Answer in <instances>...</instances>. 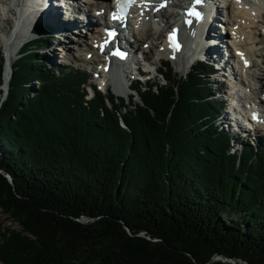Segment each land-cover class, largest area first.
<instances>
[{"label": "trees", "instance_id": "16d2710c", "mask_svg": "<svg viewBox=\"0 0 264 264\" xmlns=\"http://www.w3.org/2000/svg\"><path fill=\"white\" fill-rule=\"evenodd\" d=\"M40 41L0 89V214L17 227H0V264H264V137L231 150L208 66L162 63L137 102L87 98Z\"/></svg>", "mask_w": 264, "mask_h": 264}, {"label": "bare ground", "instance_id": "6f19581e", "mask_svg": "<svg viewBox=\"0 0 264 264\" xmlns=\"http://www.w3.org/2000/svg\"><path fill=\"white\" fill-rule=\"evenodd\" d=\"M56 1H58L59 3H63L64 5L63 10L66 13L67 12L73 13V14L69 13V16L64 19L65 21H68L64 24L58 25L55 23L57 22L54 20L55 17L59 18L60 16L59 11H55V10H57V8L60 7H55L54 0H20L21 7H23L22 4H24V7H23V11L22 8L17 11L19 22H17V24L14 25L13 34L1 40L3 46L2 56L5 60L3 85L7 83V79H8L7 77L9 75L8 71L10 70V63H12L14 56L17 54V50L20 48L22 43L29 38V35L31 33L32 22H34L35 20H38L39 21L38 23L41 26L45 27L46 30H49L51 28L50 34L46 36L48 38L47 39L48 44L50 46L52 44L53 46L51 49L53 51L51 52V55H55L54 52L56 50L61 49L63 58H65L66 53L70 51V48L76 50L77 53L82 52L86 49L87 50L86 53L91 54L93 56L91 58V60H93L92 65L95 66L97 65L101 68L104 67L103 62L105 60L103 56H100L93 51L91 53L90 51L88 52V44L90 43L92 46L93 40L96 39L102 40L100 39L101 38L100 28L102 29L103 24L105 23V16L103 11L105 10V7L107 5V0H56ZM259 2H263L262 4L264 5V0H256L255 1L256 4L244 3L242 0H233V1L221 0L222 3L221 7H217L215 4H213L215 13L212 15L211 21L207 23L208 28L206 34L205 35L202 34L201 38L199 37L198 39H196L192 37V33L189 27H183L181 29L182 41H180L179 43L180 51L178 53H174L171 51V49L168 46L167 39L163 35V32L158 34L157 31V26H160L161 24L163 25L169 24L170 18L172 16L175 17V13L167 9L160 10L159 12H156L157 13L156 17H158V19L160 20L159 23L157 22L156 24H153L143 19L141 24L138 25V27H133L135 23H133L132 25L130 24L128 26V29L131 35L133 36L132 42L128 40L129 53H130L129 63H125L124 65L122 63H117L116 65L110 67V69L106 74H102V75L103 77L106 76L108 77V79L112 84L113 93L116 96H120L123 93L126 94L125 82L127 81H124L123 72L127 68V64L129 65L131 64V62H134V65L135 66L137 65L136 59L138 56L136 57L131 56L132 52L138 50L142 51L143 54L141 58L143 63L145 62L146 65L149 62H151V65L153 66L154 61H151L149 59L150 57L149 53L143 49L142 47L143 44L140 43L145 39H149L152 36H156L157 39L155 40V42L152 43V45L156 51H158L159 46L160 48L161 47L163 48V49L161 48L162 49L161 50L162 52L160 53L161 56L165 54L171 55L173 57L172 59L174 63L178 64L180 62L181 64L184 65L186 64L187 61L192 60V55H197L203 58L204 61L211 62L216 68H218L215 71H213V73L219 72L221 79H225V80L229 79L227 81H229L230 84L231 83L233 84L236 81L239 82L238 85L235 86V89L237 88L239 91H241V95L243 96L242 103L244 105V103L249 99V97L243 92L242 88L246 87L247 85H245L244 81L241 80V75L247 74V72H249L250 69L255 66L253 62H251L252 60L250 55L251 50H249L248 48L251 45L254 46L258 45L256 38L257 39L261 38L260 34H257L256 38H254V34L252 37H248L246 36L247 31L245 30L247 27L256 28L257 27L256 25H261L260 22L262 21L261 19L264 13V6L259 4ZM158 3L160 2L159 1L155 2L154 6H156ZM260 5L262 7V13H260L255 8L256 6H260ZM73 9H75L74 12ZM193 9L189 10L187 8H183L182 11L184 13H187L188 11L190 12ZM221 10H226L225 12H223L224 20L222 23L217 19L218 18L217 16L219 15L218 13ZM94 12L97 14V16L95 17L93 16ZM87 15L89 16L90 24L83 25V21L81 20L85 19ZM173 17H172V21L175 20ZM245 23H247V26L243 27ZM224 25L225 28H228L227 29L228 32H226V34L228 33L230 34L228 41L230 42L229 45L233 51L235 63H237L239 74H236V71H234L233 67L230 68L228 66L227 61L229 60V58L232 57L231 55L232 52L229 49L228 45L226 44L227 41L223 39L224 37L220 38V33L219 32L217 33L218 27L219 28L222 26L224 27ZM204 28H206V26H203L202 28L203 31ZM38 33L39 32H37L36 34ZM52 39H55L56 41L55 40L52 41ZM84 39L89 40L88 41L89 43L88 42L86 43L85 42L86 40L84 41ZM248 39L253 40V42L248 43ZM49 45L48 47L47 46L46 47L49 48L50 47ZM54 45H56V47L59 48H55ZM79 46L80 48L82 46L81 51H78L80 50ZM153 48L147 46L146 50L149 49V51L151 52ZM190 52H192V55L190 54ZM47 56L49 57L50 54H47ZM169 58L171 59V57ZM91 60L87 61L82 58V60L80 61L82 62L83 65H85V67L91 66L90 68H92V65H90ZM246 63H247V67L245 66ZM99 72H101V70ZM226 75H230V78H227ZM237 75L239 76L236 77ZM256 79L260 81L259 80L260 78L257 77ZM233 87L234 86L231 85L230 90H232ZM234 105H236L235 102ZM250 108H254V107L252 106ZM242 109L245 110L243 107ZM242 109H241V105L240 108L237 109L238 118L241 117V115L243 114L245 115V112ZM254 110L256 109L254 108ZM257 113L260 114L259 115L260 119L258 122L260 124H258L257 128L255 129L256 133L261 128H264L263 127L264 120L262 119L263 118L262 113H260V111L258 110ZM221 120L223 123L224 121L222 117ZM233 121L234 123H237L236 120ZM228 126L232 127L234 125L228 124Z\"/></svg>", "mask_w": 264, "mask_h": 264}, {"label": "rangeland", "instance_id": "374dc122", "mask_svg": "<svg viewBox=\"0 0 264 264\" xmlns=\"http://www.w3.org/2000/svg\"><path fill=\"white\" fill-rule=\"evenodd\" d=\"M15 1L14 0H0V51H1V48H3L1 39L9 37L11 34H13L14 26H12V24L15 25V24H17V22H19L18 21V14H17V17H16L14 12L15 11L17 12L22 7L20 5V0H17L16 2ZM262 3L263 2H259V4L263 5ZM261 5L255 7L260 13H262ZM89 9H91V8H89ZM167 10L171 11V9H169V8H167ZM55 11H57V10H55ZM60 12H61L60 13V15H61L63 11L60 9ZM172 17L169 20L170 22L172 20ZM217 17L219 19H221L222 21L224 20V18L220 14ZM261 20L262 21L260 22V24L262 26L261 25H256L257 26L256 28L247 27L246 30H245V31H247L246 36L252 37L253 34H254V38H256L257 34H260L261 38L260 39L256 38V40L258 42V45H256V46L251 45L248 48L249 50H251V53H250L251 58H252L251 62H253V64L255 66L252 67L250 69V71L247 72V74H242L241 75V80L244 81L245 85H247L246 87L243 86L245 89L244 88H242V89H243V92L249 97V99L245 103V105L246 106H253L255 109L257 108L260 111V113H262V116H263L262 119L264 120V52H263L264 51V35H261L262 34L261 31L262 30L264 31V24H263L264 23V13H263V16H262ZM246 26H247V23H245L243 27H246ZM169 28H170V23L166 24V25L165 24L164 25L161 24V26H157L158 34L163 32V35L166 38V32L168 31ZM227 29L228 28H225V25H224V27L222 26V27L217 29V33L219 32L220 36L222 38L224 37L223 39H225L228 42L230 34L229 33L226 34V32H228ZM215 31H216V29H215ZM43 32L41 31L40 34H42ZM46 36L47 35L42 34L41 36H39V40L42 39V41H40V43H38V44L32 45L36 49L31 47L33 50H36V52L40 56L43 57V63H44V66L46 68H50L51 66H53V67L57 66L60 69H62V68L66 69L67 67L70 66L72 69H78V70H84V68L85 69L89 68V67H85V65H83L82 62L80 61V60H82V58L83 59L85 58V60H87L88 55L85 57V55L87 54L86 53L87 52L86 49L84 51H82V52H78L77 53L76 50L70 48V51H68L66 53L67 57L65 56V58H63L61 49L56 50L54 52L55 55H51V52H53L51 50L53 46H52V44H51V46L49 44H47L48 42L46 43V41H47L46 40ZM86 37H88V36H86ZM156 39H157L156 36H152L149 39H145V40H143L140 43V44H143V46H142L143 49L149 53V56H150L149 59L151 61H154L153 66L150 65V68H148L149 71H150L148 77H150L152 75V69H158L159 66H160V63H159L160 60H158V59L161 58L160 53L162 52L161 50L163 48L161 47L162 48L161 49L159 45H158L159 46L158 51H156L153 48L152 43L155 42ZM53 40H55V39H52V41ZM85 40L86 39H84V41ZM55 41H54V44H55ZM88 41L89 40H86L85 42L87 43ZM28 42L29 41L24 43V45L27 44ZM252 42H253V40H249L248 39V43H252ZM45 43H46L47 47H48V45L50 47L47 48L46 46H44L43 44H45ZM40 44H42V45H40ZM54 46H55V48H59V47H56V45H54ZM147 46H150L151 48H153L151 52L149 51V49L146 50ZM79 49L80 50H78V51H81L82 46H81V48L79 46ZM44 54H45V56H44ZM47 54H50V56H49L50 58L47 56ZM162 56H163V58H166V57L167 58L171 57V59L173 58L171 55H168V54H165V55H162ZM172 61H173V59H172ZM129 66L130 65L127 64V67H129ZM137 66L139 67L138 68L139 70H143V69L146 68L145 66H142V64H138ZM169 66H170V68H172V69H170L172 75L184 74V72L186 70H188L187 67H185V64L183 65L180 62L178 64L169 62ZM228 66L230 68L233 67L234 71H236V74H239V70H238L237 67H234L235 64H233V62L228 60ZM93 68L94 69H99V71L101 70V67H99L97 65L96 66L92 65V70H93ZM164 72H167V70L164 69ZM88 74H89V79L87 80L86 85H87V83L92 85L96 81L94 79V74L92 72H89ZM238 76L239 75H237L236 77H238ZM257 77L260 78L259 79L260 81H258L256 79ZM99 79L101 80V77ZM158 79H160V78L159 77L154 78L149 83H146V84L153 85L154 83H157ZM144 80H146V79H144ZM238 83L239 82L236 81L235 83H233V84L231 83L230 84L227 80H222L220 75H216V74H213V73L210 75V78H209L208 87L210 89L209 91H210L212 100L215 101L220 106V111L218 112V114H216L217 123H216V120L214 119L215 124L218 127L222 128L223 130H225L226 132H229V133H231V128L232 127L228 126V124L229 123L234 124V122L231 121L230 118L231 117L233 118L234 116L238 117L237 110L236 111L235 110H231L230 105H233V106H235L236 109H238L240 107H238V105L237 106L234 105V102H235V104L242 103V101L240 100L241 91H239L237 88L235 89V86L238 85ZM231 85L234 86L232 90H230V86ZM123 95L126 97L125 93H123ZM137 101H138L137 97L136 96L133 97L132 102H137ZM258 101H260L259 102L260 104L256 105V102H258ZM221 117L223 118V121H224L223 123H222ZM218 123H219V125H218ZM240 129H242V127L239 126V130ZM260 137H264V128H261L260 130H258L257 133L255 132L254 135L253 134H249L246 137V139L251 141V142H253V144H255V143L258 142ZM247 140L245 141V139H243L242 136L241 137L238 136V140H237L238 142H233L232 143L231 150L234 151L237 147L243 146L244 143L247 142ZM7 180L9 181L8 178H7ZM6 226H8V228H10V229H17V227L14 224H10L8 222V219L0 214V227H6ZM213 259L214 260L215 259L218 260V258H214V257L212 258V260Z\"/></svg>", "mask_w": 264, "mask_h": 264}, {"label": "snow or ice", "instance_id": "6c2138e0", "mask_svg": "<svg viewBox=\"0 0 264 264\" xmlns=\"http://www.w3.org/2000/svg\"><path fill=\"white\" fill-rule=\"evenodd\" d=\"M128 2L134 3L135 0H128ZM196 2L199 3L200 0H196ZM188 14L189 15H195V16L199 17V13L195 12L194 10L193 11H190ZM112 18L113 19H119L120 17L117 14H113V17ZM109 35H113V33H109ZM169 40H170V42H172L174 40V33L172 35H170ZM114 54L115 55H119V56H121V58H123V54L120 53L119 51L115 52Z\"/></svg>", "mask_w": 264, "mask_h": 264}, {"label": "water", "instance_id": "95a60500", "mask_svg": "<svg viewBox=\"0 0 264 264\" xmlns=\"http://www.w3.org/2000/svg\"><path fill=\"white\" fill-rule=\"evenodd\" d=\"M9 72V75H10V70L8 71ZM9 75H8V77H9ZM7 77V78H8ZM0 89H1V99H3L4 98V96H5V93L7 92V83H5V85H3V79H2V84H1V86H0ZM214 258H218V259H221L220 258V255H215V256H213ZM223 261H228V262H231L232 263V261L231 260H229V259H226V258H223ZM237 263L238 264H244L243 262H241L240 260H237Z\"/></svg>", "mask_w": 264, "mask_h": 264}]
</instances>
